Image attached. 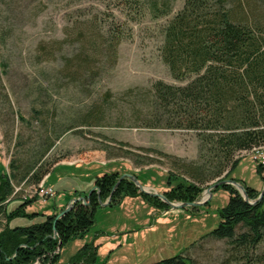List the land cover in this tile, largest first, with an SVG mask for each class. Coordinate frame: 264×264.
Returning a JSON list of instances; mask_svg holds the SVG:
<instances>
[{
  "label": "rangeland",
  "instance_id": "1",
  "mask_svg": "<svg viewBox=\"0 0 264 264\" xmlns=\"http://www.w3.org/2000/svg\"><path fill=\"white\" fill-rule=\"evenodd\" d=\"M163 1L171 11L156 17L123 0H0V168L21 177L41 164L50 169L41 182L54 192L42 197L41 182L14 180L13 196H35L26 210L37 214L16 217L12 226L59 212L77 192L89 194L97 175L117 172L118 181L132 174L163 194L168 174L182 176L183 164L200 162L195 132L146 126L153 84L188 82L171 75L160 52L164 28L185 0ZM236 1L228 0V6L237 8ZM240 2L251 20L264 24V0ZM117 32L120 43L111 50L109 39ZM46 51L52 52L49 59ZM78 56L90 60L79 77ZM260 153L264 147L239 152L232 171L238 182L259 191ZM219 179L197 183L204 189L192 202L208 198L205 189ZM228 198L221 186L197 206L157 208L141 196L98 205L94 225L61 246L58 264H84L71 261L87 243L98 246L94 264H148L182 251L192 264H249L233 256L227 240L205 236L218 224ZM6 223L0 215V231Z\"/></svg>",
  "mask_w": 264,
  "mask_h": 264
},
{
  "label": "trees",
  "instance_id": "2",
  "mask_svg": "<svg viewBox=\"0 0 264 264\" xmlns=\"http://www.w3.org/2000/svg\"><path fill=\"white\" fill-rule=\"evenodd\" d=\"M236 3L238 7L231 8L228 0H185L164 28L161 57L175 79L188 82L174 85L158 80L153 84L146 126L193 131L200 142V162L183 164V177L168 174L163 194L169 201H194L204 189L198 184L207 180H236L232 171L241 160L236 155L264 147V24L251 20L240 0ZM123 4L138 13L148 9L156 17L171 11L169 3L159 0H123ZM99 36L100 32L96 38ZM109 43L111 50L113 43L114 47L120 43L118 32L113 33ZM45 53L47 59L52 55L51 51ZM76 63L77 77L90 69L87 57L78 56ZM257 171L263 174L264 164L259 163ZM49 172L41 164L32 165L19 177L16 170L0 168V215L7 218L0 231V264H33L36 260L58 264L61 246L84 236L94 225L93 210L99 200L109 198L119 174L110 172L95 177L89 206L79 201L59 219V212H53L43 214L42 221L12 226L10 221L16 217L37 214L26 210L35 196H13L14 180L39 184ZM242 184L249 200L256 201H247L231 184L221 185L228 190L229 198L219 209L218 224L205 236L227 240L235 258L264 264V194L257 200L261 191ZM87 194L77 192L76 197ZM126 196H141L154 207L168 209L161 198L140 191L128 178L115 189L109 204ZM97 251V245L87 243L71 263L94 264ZM148 264L192 261L182 251Z\"/></svg>",
  "mask_w": 264,
  "mask_h": 264
},
{
  "label": "water",
  "instance_id": "3",
  "mask_svg": "<svg viewBox=\"0 0 264 264\" xmlns=\"http://www.w3.org/2000/svg\"><path fill=\"white\" fill-rule=\"evenodd\" d=\"M125 178H128V179L132 180L135 183V185L140 189V191H142V192H144L146 194H150L152 196H157V197L161 198L166 204H168L171 207H187V206H197V205L204 204L205 202H207L209 200V198H211V196L213 194V189L217 188L218 186L225 185V184H231V185L235 186L238 189V191L240 192V194L247 201H249L250 203H254L256 201V200H253V201L249 200L248 195H247V191H246L245 187L243 186V184H241L240 182H238L236 180H233V179H223V180H219V181L215 182L214 184H211L210 186H208L205 189V193L208 194V198H206L205 200L196 201V202H183V203H177L176 204V203L166 199V197L162 193H160L158 191H152V190H150V188L143 186L134 175H132V174H123L122 176H120V178L118 179L117 183L114 185V187L112 189V192L110 193L109 198L106 201H104V202L99 200V205L105 206V205H108L111 202V198H112V195H113L115 189L119 186V184ZM94 189H95V187L92 188L90 190L89 194L86 196L87 199H88L87 201L85 200L86 199L85 197H77V198L72 199L71 202H69V204L57 215V219L63 217L67 213H69V211H71L74 208L75 204L77 202H79V201L83 205L89 206L90 205V200H89L90 199V195H91V193H92V191ZM263 194H264V187L261 190L257 200L261 199ZM34 264H36V263H34Z\"/></svg>",
  "mask_w": 264,
  "mask_h": 264
},
{
  "label": "built area",
  "instance_id": "4",
  "mask_svg": "<svg viewBox=\"0 0 264 264\" xmlns=\"http://www.w3.org/2000/svg\"><path fill=\"white\" fill-rule=\"evenodd\" d=\"M255 150L259 149V148H254ZM256 159L264 164V153H260L258 156H256ZM38 194L41 195L42 197L45 196H51L54 194L53 189L52 188H48V187H44L42 182L39 184V191Z\"/></svg>",
  "mask_w": 264,
  "mask_h": 264
},
{
  "label": "crops",
  "instance_id": "5",
  "mask_svg": "<svg viewBox=\"0 0 264 264\" xmlns=\"http://www.w3.org/2000/svg\"><path fill=\"white\" fill-rule=\"evenodd\" d=\"M72 199H73V198H71V199L69 200V202H70ZM69 202H68V203H69Z\"/></svg>",
  "mask_w": 264,
  "mask_h": 264
},
{
  "label": "bare ground",
  "instance_id": "6",
  "mask_svg": "<svg viewBox=\"0 0 264 264\" xmlns=\"http://www.w3.org/2000/svg\"><path fill=\"white\" fill-rule=\"evenodd\" d=\"M206 195H208V194H206Z\"/></svg>",
  "mask_w": 264,
  "mask_h": 264
}]
</instances>
